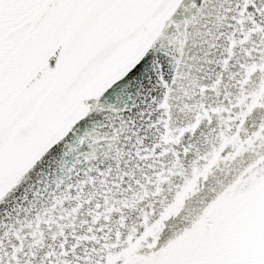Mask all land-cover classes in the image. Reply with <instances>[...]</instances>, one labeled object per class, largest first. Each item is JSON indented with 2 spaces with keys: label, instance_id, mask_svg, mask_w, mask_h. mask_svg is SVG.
Returning a JSON list of instances; mask_svg holds the SVG:
<instances>
[{
  "label": "snow or ice",
  "instance_id": "1",
  "mask_svg": "<svg viewBox=\"0 0 264 264\" xmlns=\"http://www.w3.org/2000/svg\"><path fill=\"white\" fill-rule=\"evenodd\" d=\"M0 264H264V0H0Z\"/></svg>",
  "mask_w": 264,
  "mask_h": 264
}]
</instances>
